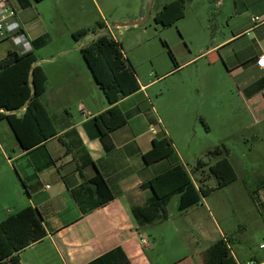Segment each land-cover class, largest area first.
Returning a JSON list of instances; mask_svg holds the SVG:
<instances>
[{
    "label": "crops",
    "instance_id": "obj_1",
    "mask_svg": "<svg viewBox=\"0 0 264 264\" xmlns=\"http://www.w3.org/2000/svg\"><path fill=\"white\" fill-rule=\"evenodd\" d=\"M239 5L222 15L224 24L215 20L208 33L190 48V57L175 61L173 70L161 76L151 74L146 82L136 74L140 90L117 103L127 123L105 136L99 135L94 118L111 105L82 53L99 33L74 40L73 33L82 27L69 32L70 42H55L35 18L29 20L27 12L33 6L18 5V21L29 41L45 37V47L51 48L47 57L38 59L35 55L36 65L47 76L43 102L56 119L58 131L42 145L24 151L8 122L0 121L7 123L16 141L11 158L0 140L2 158L14 167L22 186L0 190V202L8 208L1 222L32 206L47 231L45 238L18 254L21 264H208L211 246L222 238L232 240L230 248L237 263L264 261V252L258 248L264 241V165L251 162L246 155L239 169L230 160L229 152L215 156L212 165L227 158L237 175L235 182L240 173L258 171L254 187L244 186L256 210L252 224L259 232L255 237H246V227L239 233L222 228L204 198L200 204L180 212L178 196L173 213L168 205L165 213L147 224H141L133 212L134 208L147 207L152 195L142 185L175 165H183L195 185L203 178L198 176L207 164L197 153L194 160H201L203 166L197 170L195 165L190 170L176 139H191L198 134L207 138L216 131L229 137L230 131L241 134L246 130L251 138H264V70L257 66L258 58L264 55V0H239ZM254 17L263 21L257 23ZM101 25L109 27L107 22ZM88 37L91 38L83 42ZM3 40L9 45L0 51V61L9 51H18L10 39ZM170 74L178 76L172 88V103H165L166 95L161 91L156 94V108L148 90ZM24 111L17 115L22 116ZM152 125L156 133L150 132ZM165 137L171 139L175 153L146 164L143 156L152 150L153 141ZM98 173L114 199L83 214L74 192H92L91 181ZM203 179L206 186H217H209L211 179ZM234 244L243 246L239 253L245 258L235 254Z\"/></svg>",
    "mask_w": 264,
    "mask_h": 264
},
{
    "label": "rangeland",
    "instance_id": "obj_2",
    "mask_svg": "<svg viewBox=\"0 0 264 264\" xmlns=\"http://www.w3.org/2000/svg\"><path fill=\"white\" fill-rule=\"evenodd\" d=\"M176 0H30L33 10L27 12L29 20H37V24L49 31L50 38L55 42H70L71 30L79 28L95 29V35L104 29L98 27V23L109 26L120 23L125 27L112 28V33L106 32L108 36L116 38L117 42L127 59L142 82L150 80V75L159 76L170 72L175 68L174 61L188 59L190 48L197 45L198 41L208 33V28L215 25V20L224 24L223 14L230 12L239 5V0H182L183 17L173 21L172 18L159 16L166 4ZM36 12V13H35ZM224 20V21H223ZM94 34H91L92 37ZM99 36V35H98ZM97 36V37H98ZM91 37L85 39L86 42ZM0 51L9 44L0 37ZM47 40V39H46ZM48 42V41H46ZM82 42V43H83ZM5 43V44H4ZM57 43V44H58ZM81 43V44H82ZM47 44V43H46ZM35 50L37 58L49 56L51 48L45 47ZM56 44V43H55ZM186 69L184 73H187ZM178 76L170 74L155 82L148 90L149 96L156 108V94L161 91L166 95L165 103H172V88ZM162 98H160V101ZM167 105V104H166ZM249 132L243 131L234 134L230 131L229 137L213 132L204 136L198 134L191 139H176L180 152L189 163V169L197 165L194 156L202 159L207 165L198 177H206L209 186H215L217 181L210 173V166L216 161V155H208L221 147L228 150L230 160L239 169L244 165L243 155L253 163L264 165V138H251ZM0 140L3 149L9 157L13 158V148L16 141L9 132L7 123L0 122ZM207 150V151H206ZM240 163V165H239ZM261 167H258L260 169ZM255 172L247 175L239 174V180L229 187L215 190L205 197V204L211 210L215 220L222 228H230L238 233L243 227L248 228L246 237L253 238L259 230L254 228L253 218L256 210L250 196V192L244 189L245 184L254 187ZM264 172V171H263ZM204 174V175H202ZM18 177L15 169L8 166L2 158L0 149V190L17 185ZM178 196L172 198L168 210L173 213L177 209ZM8 208L0 202V222L4 218ZM234 252L239 256L241 245L234 244ZM246 255L240 254V258Z\"/></svg>",
    "mask_w": 264,
    "mask_h": 264
},
{
    "label": "trees",
    "instance_id": "obj_3",
    "mask_svg": "<svg viewBox=\"0 0 264 264\" xmlns=\"http://www.w3.org/2000/svg\"><path fill=\"white\" fill-rule=\"evenodd\" d=\"M22 8L31 4L28 0H17ZM161 17L176 21L183 17V1L176 0L166 4L161 11ZM98 27L105 26L98 23ZM95 29L84 28L73 33V38L80 41L94 34ZM33 49L26 53L16 50L8 52L0 61V121L6 120L24 151L42 145L50 138L57 136L56 119L50 115L43 96L46 91L47 76L44 70L36 65L35 50L46 44L42 37L33 41ZM84 58L95 72L99 84L111 108L94 118V123L100 136L113 132L127 123V119L118 108L117 103L140 90L136 72L129 65L120 44L108 34L95 38L82 49ZM175 63V58L171 53ZM22 116L17 114L24 110ZM175 153L171 139L163 138L153 141V148L143 156L146 164H152L171 157ZM228 154V150L218 147L208 155ZM203 162H197L200 170ZM210 173L217 181V186L211 188L205 185L204 177L195 185L186 168L175 165L168 170L146 181L142 187L150 189L152 195L145 208H134L136 219L141 224L155 221L165 213L173 197L179 196L178 211L184 212L201 203L215 190L227 187L237 180V175L227 158H223L210 166ZM92 192L81 189L74 196L81 206L83 214L100 208L114 199L103 176L98 173L92 179ZM91 193V194H90ZM90 195L92 200L90 199ZM47 236L46 228L38 211L28 206L11 214L0 222V264H21L18 254ZM232 240L222 238L211 246L208 264H237L230 248Z\"/></svg>",
    "mask_w": 264,
    "mask_h": 264
},
{
    "label": "built area",
    "instance_id": "obj_4",
    "mask_svg": "<svg viewBox=\"0 0 264 264\" xmlns=\"http://www.w3.org/2000/svg\"><path fill=\"white\" fill-rule=\"evenodd\" d=\"M18 5L20 6L17 0H0V37L5 40L10 39L18 47L20 53H26L31 51L33 47L18 21ZM253 20L257 23L263 21L261 17H254ZM109 32L112 33V30L110 29ZM262 62H264V55L260 56L257 60V66L261 70H264V63ZM150 132L156 133L155 125L150 127ZM141 241L142 243H146L145 239ZM258 248L264 252V241L259 244ZM237 264H264V261L250 259L245 263Z\"/></svg>",
    "mask_w": 264,
    "mask_h": 264
},
{
    "label": "water",
    "instance_id": "obj_5",
    "mask_svg": "<svg viewBox=\"0 0 264 264\" xmlns=\"http://www.w3.org/2000/svg\"><path fill=\"white\" fill-rule=\"evenodd\" d=\"M126 25H127V24H126ZM126 25H124V24H120V23H117V24L111 25V26L107 27L106 29H104L101 33L97 34V36H98V35H99V36L105 35L106 32L109 31L110 29H112L113 27H114V28H119V27H125ZM97 36H96V38H97ZM99 36H98V37H99Z\"/></svg>",
    "mask_w": 264,
    "mask_h": 264
},
{
    "label": "snow or ice",
    "instance_id": "obj_6",
    "mask_svg": "<svg viewBox=\"0 0 264 264\" xmlns=\"http://www.w3.org/2000/svg\"><path fill=\"white\" fill-rule=\"evenodd\" d=\"M262 63H264V62H262Z\"/></svg>",
    "mask_w": 264,
    "mask_h": 264
}]
</instances>
